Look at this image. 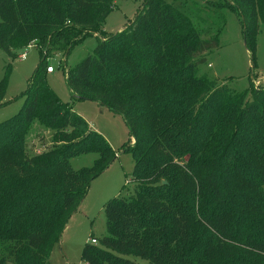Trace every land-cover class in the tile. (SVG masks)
Instances as JSON below:
<instances>
[{
	"label": "trees",
	"instance_id": "obj_1",
	"mask_svg": "<svg viewBox=\"0 0 264 264\" xmlns=\"http://www.w3.org/2000/svg\"><path fill=\"white\" fill-rule=\"evenodd\" d=\"M254 59L264 0H226ZM113 0H0V49L41 50L20 112L0 123V264H50L90 181L114 152L45 81L46 57L97 33ZM174 1L145 0L129 24L66 72L72 99L120 114L133 144V191L104 205L106 235L86 264H264V87L250 99L198 65L216 47ZM6 81L0 80V106ZM34 120L54 145L32 156ZM96 152L90 167L70 159Z\"/></svg>",
	"mask_w": 264,
	"mask_h": 264
},
{
	"label": "rangeland",
	"instance_id": "obj_2",
	"mask_svg": "<svg viewBox=\"0 0 264 264\" xmlns=\"http://www.w3.org/2000/svg\"><path fill=\"white\" fill-rule=\"evenodd\" d=\"M145 0H113L111 10L105 16L97 33H90L74 42L66 51L50 53L45 64L53 72L45 73L46 84L57 98L83 118L89 128L100 133L112 151L114 158L105 170L94 177L88 186L79 208L71 215L50 251V264H86L81 258L82 249L94 237L106 235L104 205L114 196L127 198L133 191L132 171L134 157L128 146L132 145L124 118L107 107L89 99H72L66 82V72L100 41L131 22ZM174 1L201 37L214 36L216 47L205 53V60L198 65V74L207 75L218 85L224 84L237 92H244L245 101L250 99L251 87H264V25L259 22L255 42L254 59L242 33V22L236 10L228 7L226 0H169ZM24 56L8 57L0 49V80L5 77L6 88L3 105L0 106V123L20 112L31 76L41 59V50L32 45ZM53 131L38 120L28 130L26 153L32 156L54 145ZM97 158L96 152H86L70 159L75 170L90 167ZM5 264H16L6 261Z\"/></svg>",
	"mask_w": 264,
	"mask_h": 264
},
{
	"label": "built area",
	"instance_id": "obj_3",
	"mask_svg": "<svg viewBox=\"0 0 264 264\" xmlns=\"http://www.w3.org/2000/svg\"><path fill=\"white\" fill-rule=\"evenodd\" d=\"M23 56H24V53H22V54L20 55V57H23ZM47 71H48V72L53 71V68L51 67V65L47 66ZM90 242H91V243H96L97 240H96L94 237H92V238L90 239Z\"/></svg>",
	"mask_w": 264,
	"mask_h": 264
},
{
	"label": "crops",
	"instance_id": "obj_4",
	"mask_svg": "<svg viewBox=\"0 0 264 264\" xmlns=\"http://www.w3.org/2000/svg\"><path fill=\"white\" fill-rule=\"evenodd\" d=\"M51 72H53V71H51ZM51 72H49V73H51Z\"/></svg>",
	"mask_w": 264,
	"mask_h": 264
}]
</instances>
